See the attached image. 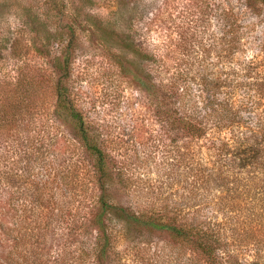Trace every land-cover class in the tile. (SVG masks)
<instances>
[{"label":"rangeland","instance_id":"1","mask_svg":"<svg viewBox=\"0 0 264 264\" xmlns=\"http://www.w3.org/2000/svg\"><path fill=\"white\" fill-rule=\"evenodd\" d=\"M226 9L241 24L237 53L228 61L220 44ZM242 9L239 0H0V264L184 263L166 234L115 220L109 222V249L96 257L92 159L69 121L56 117L54 86L68 59L65 85L110 158L113 202L208 215L216 209L203 199L219 192L216 184L204 185L185 171L192 160H213L210 148L219 144L170 131L156 116L154 96L136 81L145 75L157 80L161 63L191 66L212 79L228 65L263 58L264 8L260 15ZM14 38L18 56L10 50ZM21 78L24 85L16 86ZM20 95L29 107L17 108L14 125ZM251 111L240 116L253 123L259 111ZM230 134L222 128L220 136ZM252 249L242 248L239 264L251 262Z\"/></svg>","mask_w":264,"mask_h":264},{"label":"trees","instance_id":"2","mask_svg":"<svg viewBox=\"0 0 264 264\" xmlns=\"http://www.w3.org/2000/svg\"><path fill=\"white\" fill-rule=\"evenodd\" d=\"M239 1L243 5L241 11L247 14L260 15L264 8V0ZM240 25L232 10H222L220 44L225 61L232 52L237 53ZM19 46L14 38L10 45L14 56L19 55ZM161 64L156 70L157 80L145 75L136 82L154 96L156 116L170 131L191 142L204 140L206 144H219L210 148L215 153L213 160L211 155L204 160H192L185 171L188 176L192 173L193 179L199 177L204 185L216 184L219 192L203 199L205 205L213 204L216 210L208 215L183 207L132 210L113 202L107 188L112 178L110 158L92 136L86 119L68 93L65 85L68 59H64L63 74L54 86V113L58 119L60 116L69 121L92 159V181L98 190L90 214V223L98 233L94 254L99 258L109 249V222L115 220L128 229L166 234L171 246L185 256L183 264H239L242 248L247 246L254 248L248 264H264V148L252 145L264 144V57L226 65L227 69L212 79L205 71L195 74L191 66L182 69ZM15 85L23 86L22 78ZM240 88L242 96L238 95ZM14 101L12 117L16 125V115L26 112L29 106L23 102V95ZM17 108L21 110L16 112ZM253 109L259 111L255 122L240 116V111ZM222 128L231 129L232 134L221 137ZM172 142L180 144L175 139ZM227 144H240V149Z\"/></svg>","mask_w":264,"mask_h":264}]
</instances>
